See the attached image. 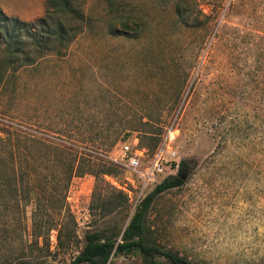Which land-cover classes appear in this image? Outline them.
Wrapping results in <instances>:
<instances>
[{
	"label": "rangeland",
	"instance_id": "1",
	"mask_svg": "<svg viewBox=\"0 0 264 264\" xmlns=\"http://www.w3.org/2000/svg\"><path fill=\"white\" fill-rule=\"evenodd\" d=\"M67 1L83 17L44 52L10 59L3 29L13 40L25 30L0 26V133L23 151L17 181L30 195H0V264H69L89 231L119 240L181 161L184 182L154 196L146 240L195 264H264V0ZM0 7L34 22L48 0ZM170 127L175 155L140 192L123 145L149 158ZM9 156L0 141V161Z\"/></svg>",
	"mask_w": 264,
	"mask_h": 264
},
{
	"label": "trees",
	"instance_id": "2",
	"mask_svg": "<svg viewBox=\"0 0 264 264\" xmlns=\"http://www.w3.org/2000/svg\"><path fill=\"white\" fill-rule=\"evenodd\" d=\"M82 15L77 8L71 7L67 0H48V8L46 9L45 15L34 22H26L9 17L0 7V26H5L8 22H11L14 25H19L18 28L20 30H25L24 34L18 33L13 40L16 33L15 29L13 31L3 29L4 36L8 38L6 51L9 52L10 59L17 58L23 54L27 57L31 52L41 53L52 48L53 44L57 41L64 42L70 36L69 28L66 27L67 21L71 17L82 18ZM52 21L53 25L51 26ZM38 26L43 29L36 28ZM23 37L32 41L29 50L23 48L26 46V41L23 40ZM12 40L13 42L11 43ZM0 141L9 145L10 153L9 161L6 163H4V160L0 161V170L3 173L6 171L9 172L10 170L13 172L12 176L11 174L1 175L0 195L4 191H7L9 197L15 199L17 202L21 199L15 197L14 194H20L24 200H27L30 197V195L28 196L29 184L23 182V175L19 176L20 180H22L19 183L16 174L17 170H22L23 161L26 162V158H21L23 151L12 141L8 133H2V135L0 133ZM187 169L188 166L185 161H181L179 173L165 177L143 198L137 205L119 240L116 237L106 235L102 230L87 232L82 250L73 257L69 264H107L113 254L136 251L142 255L143 264H163L155 259L156 256L163 257L169 264H195L185 256L159 248L157 245L151 244L146 240V214L154 196L167 189L181 185L184 182L183 172L187 171ZM2 198L6 199V197ZM11 264L32 263L19 258Z\"/></svg>",
	"mask_w": 264,
	"mask_h": 264
},
{
	"label": "built area",
	"instance_id": "3",
	"mask_svg": "<svg viewBox=\"0 0 264 264\" xmlns=\"http://www.w3.org/2000/svg\"><path fill=\"white\" fill-rule=\"evenodd\" d=\"M177 138V129L170 127L163 135L159 145L152 155L145 156V148H133L124 144L121 155L127 160V166L140 180V192L161 177L165 170V163L175 155L174 142Z\"/></svg>",
	"mask_w": 264,
	"mask_h": 264
}]
</instances>
